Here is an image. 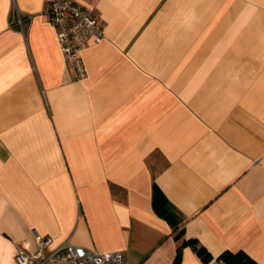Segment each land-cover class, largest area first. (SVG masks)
Returning <instances> with one entry per match:
<instances>
[{"label":"crops","instance_id":"obj_1","mask_svg":"<svg viewBox=\"0 0 264 264\" xmlns=\"http://www.w3.org/2000/svg\"><path fill=\"white\" fill-rule=\"evenodd\" d=\"M105 38L65 64L47 0H0V264L70 241L128 264H264V0H77ZM157 186L179 217L153 203ZM182 230V238L175 235Z\"/></svg>","mask_w":264,"mask_h":264},{"label":"built area","instance_id":"obj_2","mask_svg":"<svg viewBox=\"0 0 264 264\" xmlns=\"http://www.w3.org/2000/svg\"><path fill=\"white\" fill-rule=\"evenodd\" d=\"M48 22L54 28L56 40L64 62L74 67L78 78L86 76L81 52L91 43L105 38L104 26L93 10L77 0H47ZM38 250L36 253L17 251L20 264H128L120 250L100 252L93 248L65 242L45 255L44 247L51 238L34 233Z\"/></svg>","mask_w":264,"mask_h":264},{"label":"trees","instance_id":"obj_3","mask_svg":"<svg viewBox=\"0 0 264 264\" xmlns=\"http://www.w3.org/2000/svg\"><path fill=\"white\" fill-rule=\"evenodd\" d=\"M153 203L158 213L166 218L177 229L179 217L175 210L171 208L168 200L157 186H154L153 188ZM182 235L183 232L180 230L176 233L175 238L179 240L182 238ZM186 245H191L195 248L198 256L204 263H208L213 259V255L204 246L200 245L196 239L182 238L181 243L177 247L176 255L172 264H181V251ZM217 259L223 260L226 264H257L256 260L243 250H225L217 256Z\"/></svg>","mask_w":264,"mask_h":264}]
</instances>
